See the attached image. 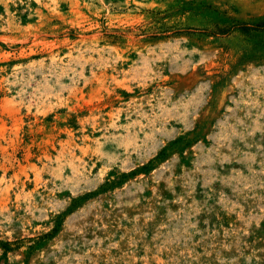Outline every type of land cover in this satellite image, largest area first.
I'll return each instance as SVG.
<instances>
[{
    "label": "rangeland",
    "instance_id": "1",
    "mask_svg": "<svg viewBox=\"0 0 264 264\" xmlns=\"http://www.w3.org/2000/svg\"><path fill=\"white\" fill-rule=\"evenodd\" d=\"M0 264H264V0H0Z\"/></svg>",
    "mask_w": 264,
    "mask_h": 264
}]
</instances>
